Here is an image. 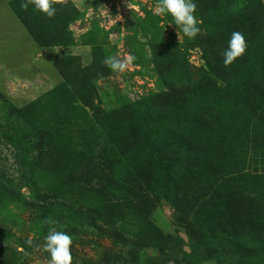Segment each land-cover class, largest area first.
<instances>
[{
  "label": "rangeland",
  "instance_id": "obj_1",
  "mask_svg": "<svg viewBox=\"0 0 264 264\" xmlns=\"http://www.w3.org/2000/svg\"><path fill=\"white\" fill-rule=\"evenodd\" d=\"M6 2L0 264H48L49 217L72 264H93L112 239L92 195L122 185L161 233L129 209L115 226L126 264H264V0H193L200 32L181 40L158 0H55L52 18L24 11L42 44ZM234 31L247 48L225 67ZM107 56L132 59L118 73Z\"/></svg>",
  "mask_w": 264,
  "mask_h": 264
},
{
  "label": "clouds",
  "instance_id": "obj_2",
  "mask_svg": "<svg viewBox=\"0 0 264 264\" xmlns=\"http://www.w3.org/2000/svg\"><path fill=\"white\" fill-rule=\"evenodd\" d=\"M32 7L35 11L52 18L56 14L55 0H20V7L27 10ZM196 4L193 0H158L154 14L163 16L170 14L174 25L178 27V35L188 38H195L199 32V21L195 15ZM247 48L245 36L238 31L232 32L227 41V48L222 52L223 64L225 67L231 65L238 57L242 56ZM131 57L124 59L118 56H107L103 63L112 72L123 73L131 62ZM46 223L50 226L48 234L44 237L43 250L49 254L48 264H72L71 254L72 237L63 231H57L54 225L56 221L51 217ZM30 246L32 240L26 241Z\"/></svg>",
  "mask_w": 264,
  "mask_h": 264
},
{
  "label": "trees",
  "instance_id": "obj_3",
  "mask_svg": "<svg viewBox=\"0 0 264 264\" xmlns=\"http://www.w3.org/2000/svg\"><path fill=\"white\" fill-rule=\"evenodd\" d=\"M259 1V0H254ZM9 7L11 10L15 13L17 18L21 20L27 28L28 32L39 41L40 44H42L41 37L38 38V34L35 33L32 25H30L27 18L24 16V9L20 7V0H9ZM41 41V42H40ZM44 44V43H43ZM61 64V63H60ZM60 64H57V66H60ZM33 105V104H32ZM27 106L21 110H16L18 113L26 115L30 114L32 112L33 106ZM41 152L43 153L42 149ZM42 153H40L42 155ZM41 160H43V157L41 156ZM64 172L62 169L59 170V172ZM100 181V180H99ZM102 189L99 188L97 190H94V193L92 195V201L94 202V209L92 210V226L97 227L99 230H103V226L99 225L97 223L98 220H101L104 224H106L107 231L105 234L108 237H111L112 239V247L109 249H106L102 256L99 258V260L93 261L91 263L93 264H126V259L124 258L125 248L127 243H129L128 238L125 237L115 226L117 222L121 221L124 216L126 215V212L131 209L133 212H137L141 217L142 221H147L145 224V229L152 230L153 233L157 235V233H160L159 230L149 221V217L151 212L149 211L150 208H145L146 203L145 200L142 202V204H137L138 200V193L134 192L133 189L126 188L125 186L122 187H116V193H110L107 188L101 186ZM145 197L147 195H144ZM143 196V197H144ZM137 199V200H136ZM147 200V199H146ZM149 201V196L147 203ZM40 205H35L34 203L31 204L32 208H38ZM41 207V206H40ZM46 208V205L42 206ZM48 210V208H46ZM72 217H74L75 214V221L79 219L77 214L79 212H82L81 210L75 211L72 210ZM81 213L79 214V216ZM67 220L69 217L67 214H63ZM44 217V216H43ZM71 222V221H70ZM66 221L62 223V228H66V226H71V223ZM73 226V225H72ZM161 235V233H160ZM139 245V244H137ZM151 246V245H149ZM148 245L145 247H149ZM135 247V246H134ZM136 248V247H135ZM144 247H141L140 249L136 248V254L134 256L135 261H139L142 254L140 253V250H143ZM135 253V252H134ZM133 253V255H134Z\"/></svg>",
  "mask_w": 264,
  "mask_h": 264
},
{
  "label": "crops",
  "instance_id": "obj_4",
  "mask_svg": "<svg viewBox=\"0 0 264 264\" xmlns=\"http://www.w3.org/2000/svg\"><path fill=\"white\" fill-rule=\"evenodd\" d=\"M9 2V0H7V2L6 3H8ZM15 15V14H14ZM22 24V23H21ZM23 25V24H22ZM28 32V31H27ZM29 33V32H28Z\"/></svg>",
  "mask_w": 264,
  "mask_h": 264
}]
</instances>
